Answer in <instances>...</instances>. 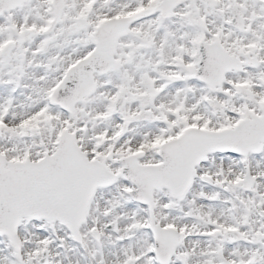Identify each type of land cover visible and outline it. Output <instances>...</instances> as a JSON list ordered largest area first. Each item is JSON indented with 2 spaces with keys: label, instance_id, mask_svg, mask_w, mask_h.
Masks as SVG:
<instances>
[{
  "label": "snow or ice",
  "instance_id": "1",
  "mask_svg": "<svg viewBox=\"0 0 264 264\" xmlns=\"http://www.w3.org/2000/svg\"><path fill=\"white\" fill-rule=\"evenodd\" d=\"M0 264H264V0H0Z\"/></svg>",
  "mask_w": 264,
  "mask_h": 264
}]
</instances>
